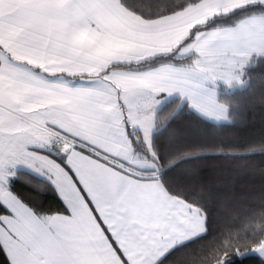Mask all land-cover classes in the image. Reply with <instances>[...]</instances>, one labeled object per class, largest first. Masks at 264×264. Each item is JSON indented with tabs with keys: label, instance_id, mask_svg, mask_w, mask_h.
I'll return each mask as SVG.
<instances>
[{
	"label": "snow or ice",
	"instance_id": "6c2138e0",
	"mask_svg": "<svg viewBox=\"0 0 264 264\" xmlns=\"http://www.w3.org/2000/svg\"><path fill=\"white\" fill-rule=\"evenodd\" d=\"M189 112L194 141L172 127ZM248 251L264 257V0H0V262Z\"/></svg>",
	"mask_w": 264,
	"mask_h": 264
},
{
	"label": "trees",
	"instance_id": "16d2710c",
	"mask_svg": "<svg viewBox=\"0 0 264 264\" xmlns=\"http://www.w3.org/2000/svg\"><path fill=\"white\" fill-rule=\"evenodd\" d=\"M255 71V70H253ZM247 93V88H237L233 92L226 93L222 92V96H228L229 98H238ZM199 117L195 115V113L189 112L184 115L181 119L175 121L172 125L179 133H181V139H185L188 141H194L200 139V127L198 124ZM260 132L259 125H254L252 128V135H258ZM154 136L157 138L159 145L162 149L168 147L167 143V133L166 132H156ZM21 179H18L14 182V190L24 196L26 199H35L36 193L30 187L27 180H37L38 178L34 173H31L28 170H21L20 172ZM48 199L46 201L45 206L55 208L57 206V200L54 198V193H48ZM174 253L170 254L169 258H174ZM2 264V262H0ZM225 264H264V257L255 255V254H247L244 256H239L236 253L230 254V256L226 259Z\"/></svg>",
	"mask_w": 264,
	"mask_h": 264
},
{
	"label": "rangeland",
	"instance_id": "374dc122",
	"mask_svg": "<svg viewBox=\"0 0 264 264\" xmlns=\"http://www.w3.org/2000/svg\"><path fill=\"white\" fill-rule=\"evenodd\" d=\"M247 254H255V255L261 256L259 253L254 252V251H248V252L244 253L243 255H239V256H244V255H247Z\"/></svg>",
	"mask_w": 264,
	"mask_h": 264
}]
</instances>
